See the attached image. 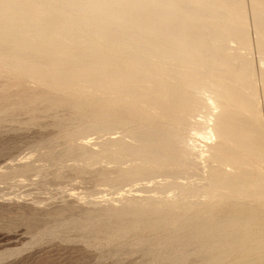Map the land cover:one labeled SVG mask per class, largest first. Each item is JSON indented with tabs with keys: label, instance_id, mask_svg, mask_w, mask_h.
I'll return each mask as SVG.
<instances>
[{
	"label": "bare ground",
	"instance_id": "6f19581e",
	"mask_svg": "<svg viewBox=\"0 0 264 264\" xmlns=\"http://www.w3.org/2000/svg\"><path fill=\"white\" fill-rule=\"evenodd\" d=\"M251 10L264 64V0ZM106 37L128 43L90 45ZM252 46L244 0H0V113L50 114L65 154L131 158L134 169L100 171L110 187L162 175L158 191L188 198L178 212L111 208L83 225L89 232L163 233L154 247H183L163 257L174 264H264V67L257 76ZM82 84L94 94H66ZM112 130L131 141L110 138L104 153L75 144ZM196 138L206 141L199 152Z\"/></svg>",
	"mask_w": 264,
	"mask_h": 264
},
{
	"label": "rangeland",
	"instance_id": "374dc122",
	"mask_svg": "<svg viewBox=\"0 0 264 264\" xmlns=\"http://www.w3.org/2000/svg\"><path fill=\"white\" fill-rule=\"evenodd\" d=\"M244 1L249 37L253 45L250 57L258 76L264 64L260 62V54L256 46L251 0ZM1 67L5 68L3 65ZM8 74L4 72V75ZM26 79L32 84L31 79ZM36 86L43 88L40 84ZM256 86L264 122L262 83L258 82ZM52 88L51 85L46 87L51 91ZM74 88H78L79 92L81 90L82 98L94 94L93 86L90 84L73 86L67 90L68 92L66 91V94L69 91L75 92ZM85 91L86 95H84ZM66 94L60 93L62 96ZM120 97L125 96L120 95ZM11 110L0 113V175L6 173L5 177L0 176V264H153L154 262V264H174L171 260L169 262L163 260V257L178 253L183 247L180 245L154 247L152 241L163 233L147 231L138 235L131 233L121 237H109L103 232H95V234L89 232L83 225L104 218L107 221L108 216L105 212L114 208L133 209L146 206L151 209L178 212L182 209L175 208L174 205L187 202L188 198L184 196L176 198L171 194L162 193V190L158 191L157 185L159 187L164 180L162 175L154 178L157 183L153 181L154 179H150L154 182L151 183L149 179L142 178L138 179V182H131L132 184L129 182V185L124 181L117 183L123 184L119 187L117 185V187L113 186L114 188L110 187L111 183L101 180L98 175L100 171L108 168L107 171L114 175L116 173L114 170L117 171L122 166L123 169H134L136 164L131 158L123 154L117 155L116 159L101 155L98 157L103 160L100 158V161L97 157L98 162H96L83 156L76 157L79 152L69 156L65 154L68 142L59 137L63 128L55 123L53 116L41 111L40 117L32 122L28 111ZM60 113L61 117H68L66 111ZM124 136L125 134L120 130H112L106 134L90 132L77 139L75 144L85 145L84 147L89 151L104 153L102 151L105 148L104 142L110 138L117 139ZM125 139L131 141L129 137L125 136ZM196 141L198 142L194 143L195 150L199 152L204 149L206 141L200 138H196ZM125 160L127 164H124ZM26 164H29L27 169ZM197 175H203L202 171L197 170L191 179L196 180ZM153 184H156L155 189ZM148 198L152 199L151 203L147 201L148 204H143L142 202L146 201L144 199ZM156 257H162L161 263Z\"/></svg>",
	"mask_w": 264,
	"mask_h": 264
},
{
	"label": "clouds",
	"instance_id": "9594fccd",
	"mask_svg": "<svg viewBox=\"0 0 264 264\" xmlns=\"http://www.w3.org/2000/svg\"><path fill=\"white\" fill-rule=\"evenodd\" d=\"M127 41H122L112 37H106L100 40H92L90 41V45L92 47H99V48H118L127 45Z\"/></svg>",
	"mask_w": 264,
	"mask_h": 264
}]
</instances>
